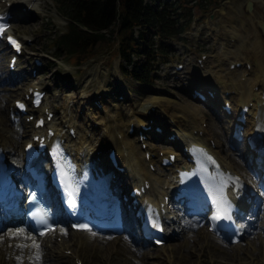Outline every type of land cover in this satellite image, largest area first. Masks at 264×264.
Masks as SVG:
<instances>
[{
	"label": "rangeland",
	"instance_id": "obj_1",
	"mask_svg": "<svg viewBox=\"0 0 264 264\" xmlns=\"http://www.w3.org/2000/svg\"><path fill=\"white\" fill-rule=\"evenodd\" d=\"M145 1L158 5L159 3L171 2L172 0ZM197 1L199 0H187L185 2L184 6L190 7L194 15L189 29L180 34L182 36L180 39L173 38L171 40L167 47L168 59L160 63V66L155 71L157 77L154 81L145 83L134 79L130 75L122 74V67L125 66V62L118 53L115 40L109 39L111 41L105 44L100 42L94 49V53L86 56L84 59L77 60L66 55L54 57L55 55H52L53 48H51V43L48 40L65 28L67 17L62 9V1L34 0L35 4L32 5L33 8H30L31 5H27V13L21 15V18L20 16H14L11 20L12 31L19 35L24 42V50L16 66L18 69L13 71L17 74V80L14 82H10L7 76L11 72L7 67L10 52L8 47H5L4 41H0V81H2L0 83V98L5 97L7 99L0 100V103L4 104V109L0 112V132H3V134L10 133L8 131L9 127H7L8 125L3 122L6 119L8 107L12 105V101L17 98V95L20 97L23 95L24 89L29 84L36 83V85L46 89L44 103L40 108L41 112L44 106H48L53 110L55 120L59 121L58 116L64 111V107H71L72 112L77 116L78 122L85 123V120L88 119L100 133H102L100 121H93V117L91 116L95 115L99 117L98 114L103 113V110H105L103 105L107 104L108 107L106 109L110 111L119 110L120 115L123 116L122 122H124L121 124L120 129H122L121 133L124 134L127 127L126 121L132 118L130 116L131 111L138 110L140 112L142 110L140 103L144 99H147L148 96L160 92L162 95H170L176 100L188 99L189 101H193L195 103L194 105L197 104L196 106L201 110V113L205 112L206 119L203 124L207 126V130L210 131L213 140L220 143V154L229 163L240 169L241 173L247 176L249 184H252L255 179H258L259 175L255 172V168L249 169L241 162L245 156V152L248 151L244 136L239 140H236V137H234L233 141L229 142L225 139L224 129L226 125H229L230 120L232 121L237 118L234 115L235 109L228 116H224L219 112L222 109L219 98H217L215 103L214 100L212 102L214 109L210 108L209 104L211 103H208L209 99H207L206 103L199 99H190L192 89L197 88L202 92H206L205 86L198 84L192 86L189 90L187 87L186 89L178 87L176 83L182 82L185 85V78L188 73L185 71L187 69L190 70L191 66L196 67L197 64H200L198 63V58L202 54H205L204 60L206 57L212 60L209 65H212L211 68L214 69L215 66L213 65L218 64L220 61L219 49L220 47L223 48L222 45H225L227 40L223 38L231 35L230 32L233 31L234 27L235 29L240 27L241 33L244 34L241 44L239 46L234 45L235 38L233 39L229 36V39H231L229 46L232 51L228 50V53L232 55L226 59L223 65L220 63L218 65L223 67L222 73H225L222 77L223 80L236 81L237 79H243L246 74H241L240 66L235 67L238 71L234 73L235 76L233 78V73H228L227 70H234V68L228 69L227 66L229 61L234 62L238 58H241V54L246 55L249 60H253L255 57L262 60L264 57V52L262 55L258 53V50L264 45V28L261 25L264 23V0H252L255 12L254 16H251L252 18L250 17L252 29L248 32H244V21H239L237 18L236 20L224 18L228 15L236 17L239 16L238 13L242 15L244 11L248 12L247 1L242 0L240 3V1L236 0H209L200 4H197ZM254 37L255 39L258 38V41ZM252 39L255 41L251 43ZM256 42L262 44L260 49L259 47L253 48L252 44ZM235 52H239V54L235 55ZM35 57H39L42 60V64L37 65L38 67H36L34 62ZM134 58L137 59L138 57L134 56ZM178 63L183 64V67L176 69L175 65ZM130 66L131 64L128 65V67ZM215 74L216 72L214 71L213 76ZM120 78H122L125 86L122 84ZM126 86L130 90V96L123 88ZM228 87L230 88H227L225 92L228 91L227 93L235 94V89L232 87V84H228ZM99 98L102 100V108L96 107L94 104V100H98ZM85 102L92 103L93 105L86 110L85 106H88V103L86 105ZM163 102L151 105L148 110L150 111L156 108L157 119H160L161 111H163L162 107L165 106ZM232 105L233 108L236 107L235 99L232 100ZM175 109L177 114L185 113L177 108ZM147 113L149 114L150 112ZM165 116L167 117V115ZM152 120L150 119V122L147 124L151 126L150 131L147 132L148 140L156 146H159L160 153H163L165 148L170 149L173 147L168 140L170 134L159 121L155 119V122H153ZM108 123L112 124L114 122L110 120ZM118 123L117 125H119ZM33 124L34 119L31 122H20L19 125H16V127H20L18 129L21 131L22 136V145L17 149L19 150V155H21L23 143L32 133ZM157 125L161 126L158 132L155 130ZM219 136L222 137L220 138ZM230 150L233 153H229ZM248 158L251 160L252 157L248 156ZM148 168L154 171L153 176H160L161 178L165 176L163 172L167 170L156 164L150 167L148 166ZM124 173L125 171L120 173L121 182L127 180ZM170 210L174 214L177 211L176 207L171 204ZM246 216L249 219H253V227H250L243 235V239L234 245L229 243L227 239L217 237L204 226H201L202 228H199L195 234L191 235V237H195L192 238V242L181 238L180 235H174L173 237H168L165 243L156 246L148 242L143 243L140 241L141 238L138 234V229L137 231L135 229L136 225L126 224L125 229L127 230L122 233V237H125L123 241L130 240L127 236V234H130L135 239L131 243L132 246L139 248L142 251L141 254L133 253V249L128 247L129 249H125L120 256H113L112 249L114 245L108 241L113 237L100 238L95 235L90 243L96 244L98 251L94 247H90L82 252L81 255L85 258V264H264V212L258 216H251L250 213H247ZM186 220L188 218L185 215L178 216L175 223L181 224ZM57 231V229L53 230L49 234L53 240L56 242L59 241L58 244L60 246V243H62V235ZM203 231H208L207 236ZM105 235L111 236L110 234ZM99 236L101 235L99 234ZM43 241L47 243V246L51 243V241H48L47 236L44 237ZM194 241H198L196 248H194ZM65 246L62 247L64 249L61 250V254L57 255L56 260L49 258L50 260L47 261L43 259L38 264H77L73 256L69 253V250H73V246H71L72 249L65 248ZM56 249L54 248L53 252Z\"/></svg>",
	"mask_w": 264,
	"mask_h": 264
},
{
	"label": "bare ground",
	"instance_id": "obj_2",
	"mask_svg": "<svg viewBox=\"0 0 264 264\" xmlns=\"http://www.w3.org/2000/svg\"><path fill=\"white\" fill-rule=\"evenodd\" d=\"M236 1H240L241 3L242 0ZM245 1H247V9H249L248 12L244 11L242 15L238 13L239 16L235 17L228 15L224 18L228 20H236L237 18L239 19V21H244V32H248L250 29H252L251 16H254L255 9L252 0ZM35 2L34 0H0V11L3 14L6 12L13 13L14 16H20L21 18V15L28 12L27 5H31L30 8H33L32 5H34ZM261 25L264 28V23ZM241 32L242 31L240 27L236 29L234 27L233 31L230 32L231 35L225 36V38H223L227 40L225 45H222L223 48L220 47L219 49L221 59L220 64L223 65L226 59L230 58L232 55H229L228 53L229 51H232L229 46V43H231V39L229 38L234 37V45L239 46L241 44L242 36L244 35ZM254 39L251 40V43L255 40L258 41V38L255 40ZM252 45L253 48L259 47L260 49L262 44L256 42ZM263 52L264 45L263 47H261L260 50H258V53L260 55H262ZM234 54L238 55L239 52H235ZM238 60L243 63V65L241 63L239 67V69H241V74H246L243 79H237L236 81L223 80L222 77L225 74L222 73L223 67L218 65V62V64L213 65L215 66L214 69L211 68L212 65H209V63L212 60L206 57L202 67L197 64L196 67L191 66L190 70L187 69L185 71L188 72L185 78V85H183L182 82H178L179 84H176L182 89H186L187 87L189 88V90L192 86L198 84H201V86H205V88L213 89L215 91V96H208V103H211L209 104V106L212 107L213 100L215 103L217 98L220 99V103L230 101L231 105L232 100L235 99L236 107L234 108V115L238 113L240 107H242L244 104L249 105L248 112L246 115L247 120L243 126L244 138H246L247 135H253L256 127L264 125V57L262 58V60L256 57L253 58V60H249L246 55L241 54V58H238L236 61ZM230 63L231 62L229 61L227 66L228 69ZM247 63L250 64L249 69H247L246 67ZM214 71L216 72L215 76H213ZM237 71L238 69L236 68H234V70H227L228 73H233L232 78L233 76H235L234 73ZM7 76L9 77L10 82H14L17 80V74L13 72L8 73ZM120 80L125 86V83L123 82L122 78H120ZM1 82L2 81H0V83ZM228 84H232V87L235 89V94L229 93L226 95L224 93L227 88H230L228 87ZM36 86V83L29 84L24 89L23 96L30 93V89H34ZM123 88L126 90V93L130 96V90L127 88V86ZM16 97L19 98L20 96L17 95ZM192 98L194 97L190 95V99ZM1 99L7 100L5 97H1L0 100ZM99 101L102 102L101 99ZM162 101H164L163 103L165 104V106L162 107L163 111H161L160 119L156 118V108H154L153 111H150L149 114L147 113L148 108H150L151 105L159 104ZM192 102L193 101H189L188 99L176 100L170 95H162V93L160 92H158L157 94H152L140 103L142 107L141 110V107L139 106L141 110L140 112H138V110L131 111L130 116L132 118L126 121L127 127L126 132L124 134L121 133L122 129H120L121 124L124 123L122 122L123 116L120 115L119 110L117 109L116 111H110L106 109L108 107L107 104L103 105L105 110H103V113L98 114L99 117H96L95 115L91 116L93 117V121H100L102 125V133H100V131L96 129L88 119L85 120V123L78 122L77 116L75 113L72 112L71 107L65 106L64 111H62V113L58 116L59 121L55 120L54 116L47 120V113L43 112L45 123L42 126H33L32 134H44L49 145L52 142L60 141L69 151H74V155L77 160H79L80 162L87 161L93 164L98 170L100 167L106 168L108 166L106 165L107 153L111 149H114L119 164L125 166L126 172L124 173V176L127 177V180L125 181V186L129 185L130 188H132L133 186H140L145 181H148L149 183V186L138 197L140 198L141 204L143 205L142 217L145 218V220H147L149 224L154 226L153 224L155 222V219L157 216H159L164 223L163 228L165 236L167 238L173 237L174 235H180L181 238H185V240L187 239L188 241L192 242V238L195 237H191V235L195 234V232H197L198 229L202 227L197 221H194L190 218L181 224L175 223L177 217L181 215H178L179 211H176V213L174 214L169 208V200L166 201L165 199L166 196L171 197L173 194V190L177 189V185L179 182L177 179L179 170L189 169L192 166V162L187 158V156H189L188 148H190L191 145L198 144L203 148L207 149L209 153L215 157L216 163L223 169L226 176L229 177L230 188L237 187L238 190L236 191V193L240 197L243 189L255 190V186L259 185L258 188L260 189V186L264 185V180L259 177L258 179H255L252 184H249L247 176L242 174L240 169L229 163L226 158L222 154H220V143L213 140L210 131L207 130V126L203 124L206 119L205 112L201 113V110L196 106L197 104L194 105L195 103ZM85 103L87 105L88 102ZM91 105L93 104L88 103V106H85V109L88 110ZM3 106L4 104L0 103V112L3 111ZM175 108L181 110L182 112L184 111L186 114H177L175 112ZM48 111L51 110L48 108ZM219 112L224 116H228V114H226L222 109ZM86 113L88 112L86 111ZM8 114L9 113L7 112L6 119H4L3 122L8 125L7 127H9L8 131L10 133L3 134V132H0V147L8 155L7 163H9L12 168L16 169V167L18 168V164H20L22 161V152L21 155H19V150H17L19 149L18 147L22 145V136L21 131L18 129L20 127H16V125H19V123L14 124ZM165 115H167V117ZM150 119H153V122H155V119L156 121H159V123H161V125L167 129V132L169 134L176 133L177 137L175 139L171 141L168 139L170 141L169 143L173 145L172 148H165L163 153H160L159 146H156L149 140L139 141L137 132L139 130H142L141 125L148 124V122H150ZM110 120H112V122L114 123L109 124L108 122ZM117 122H119V125H117ZM131 122H134L135 128L132 135H128V128ZM229 122V125H226L224 129L225 139L227 142L233 141L236 132L235 120L233 119ZM241 125H243L241 124V122H237L238 127ZM48 128H51L53 130L52 134L47 133ZM70 128H74L75 134L73 136L69 132ZM143 142L146 145L145 148H142L141 144ZM136 144H138L139 146ZM185 147L187 149L183 151ZM146 153L148 154V157H145ZM170 153L175 154V159L173 163L167 166H162V158L169 157L168 155H170ZM229 153H233V151L230 150ZM248 156L252 157L251 160H249ZM43 160L44 159L38 161L40 165H43ZM241 162H243V164L246 165L249 169H254V167L257 168L261 165L260 163H262V160L260 158L259 152H257L255 149H248V151L245 152V156L242 158ZM151 164L162 166V168H164L165 170L167 169L165 172H163L165 176L163 178H161L160 176H153L154 171L148 168V166L150 167ZM110 168H112L116 177L118 178L119 173L115 170L112 165L110 166ZM112 186L117 185L115 182H113ZM252 220L253 219H248L245 222V231L249 230L250 227H253ZM138 226L140 227V225ZM54 229H58L57 232L61 233L62 235V243H60V246L58 244L59 241L56 242L52 239V236L49 234V232L51 231L45 232V234L42 236H34L32 234H29L28 231L24 230L23 235L19 237L10 235L11 233H15L18 228L7 227L6 230L0 231V237H2V239H0V264H38L40 263V261H43V259H46L47 261L50 259L56 260L58 257L57 255L61 254V250L64 249L62 247H64L65 245H68L65 246V248H71V246H73L72 255L80 259L82 261V264H85V258L81 255L82 252H84L87 248L90 247H94L98 251V246H96V244L90 243L91 239L95 237V235L96 237L100 238H114H109L110 240H108L114 245L113 249L111 248L113 256L118 257L125 249L127 250L129 248L133 249L132 251L135 254L142 253L139 248L132 246L131 243L134 242L133 240L135 239L129 234L127 236L130 240L126 241H123L125 237L123 238L120 234H116L114 236H104L102 234L101 236H99L98 234L93 235L88 230H73L68 226L67 223L62 220L59 221V225H57ZM203 233H206L207 236L208 231H203ZM46 236L48 238V241H51V243L48 244L49 246H47V243L43 241L44 237ZM241 239H243V237ZM240 241L241 240L235 242L234 244H238ZM197 242H193L194 248H196L198 244ZM33 243L39 245V247H32L31 245H33ZM19 244L28 246L23 248L17 247V245ZM54 248L57 249L53 252ZM43 251H45L44 254ZM37 256L39 257V259L36 258ZM100 257L102 256L100 255Z\"/></svg>",
	"mask_w": 264,
	"mask_h": 264
},
{
	"label": "trees",
	"instance_id": "obj_3",
	"mask_svg": "<svg viewBox=\"0 0 264 264\" xmlns=\"http://www.w3.org/2000/svg\"><path fill=\"white\" fill-rule=\"evenodd\" d=\"M61 1L67 22L48 40L52 53L84 59L100 42L115 40L125 62L122 74L141 82L154 81L160 63L168 59L169 43L182 37L180 34L189 29L194 16L190 7L184 6L187 0L158 5L145 0ZM207 1L199 0L197 4Z\"/></svg>",
	"mask_w": 264,
	"mask_h": 264
},
{
	"label": "snow or ice",
	"instance_id": "obj_4",
	"mask_svg": "<svg viewBox=\"0 0 264 264\" xmlns=\"http://www.w3.org/2000/svg\"><path fill=\"white\" fill-rule=\"evenodd\" d=\"M2 30H3L2 27H0V31H2ZM13 42H14V41H13ZM14 43H15V42H14ZM215 218L218 219L219 216L217 215ZM80 227L83 228V229H85V230H87V226H86V225H81ZM23 233H24V230H23V229H18L15 233H11L10 235L19 237V236H22ZM40 235H44V233L41 232ZM93 235H94V233H93ZM0 239H2V237H0ZM27 246H28V245H23V244H19V245H17V247H21V248H23V247H27ZM31 246H32V247H35V248H38V247H39V245H37V244H35V243H33V245H31ZM36 258L39 259L38 256H37Z\"/></svg>",
	"mask_w": 264,
	"mask_h": 264
}]
</instances>
